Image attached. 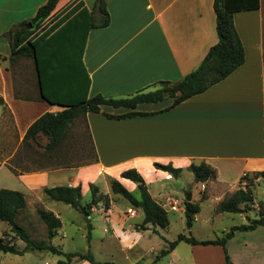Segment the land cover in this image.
<instances>
[{
  "label": "crops",
  "instance_id": "crops-1",
  "mask_svg": "<svg viewBox=\"0 0 264 264\" xmlns=\"http://www.w3.org/2000/svg\"><path fill=\"white\" fill-rule=\"evenodd\" d=\"M46 1L0 0V189L23 193L26 207L18 216H28L42 208L60 219L59 228L63 230L59 211L62 202L47 198L43 190L80 186L82 197L89 192L91 195L90 186L95 185L98 195L108 196L109 204L106 207L100 200L92 205L87 216L91 229L92 213L97 210L126 252L140 246L144 232L158 234L160 231L152 225L140 230L141 210L130 204L126 207V210H136L134 217L141 216L140 222H131L134 217L124 216L125 210L116 205L118 198L110 189L112 179L119 180L131 191L126 186L129 179L121 177L122 171L135 168L142 174L143 170H152L153 179L145 184L166 211L184 214V194L190 192V201L197 202L200 208L190 228L193 231L197 222L204 224L213 220L221 200L239 188L246 190L244 175L248 178L264 170V0H260L258 8L233 13L245 58L227 77L171 108H168L170 98L137 105L136 110L154 112L151 115L110 118L105 113L119 115L127 110L101 105L99 112L77 117L70 124L65 140L52 151L44 150L46 137L38 135L33 140L24 136L40 115L56 113L63 107L41 98L33 59L12 56L8 35L19 23L28 22ZM213 1L107 0L109 24L88 31L82 56L90 80L88 96L126 97L159 80L177 81L196 68L218 40ZM93 4L94 0H59L56 10L65 11L75 5L91 10ZM202 161L215 170V176L199 183L188 166ZM154 163L170 164L182 171L174 177L155 168ZM98 177L104 189L98 186ZM184 184L188 186L186 190ZM194 188L199 193L196 197ZM180 189L183 197L178 196ZM134 195L138 197V189ZM169 200L182 203L180 209L168 205ZM261 203L264 200L257 202L253 197L247 206L240 204L244 208L241 219L222 229L220 236L232 226L248 224L254 219L249 217V210L258 213L255 205ZM219 213L220 216L231 214ZM79 224L86 230L81 236L87 237L89 233L91 241V229L89 232L84 216ZM6 227L7 223L0 222V231ZM59 228L51 237L52 242L55 236L65 237V231ZM52 244L67 252L62 245ZM177 246L166 255L169 264L179 260ZM191 247L205 254L220 252V264H224L220 245ZM226 249L235 264H264V226L235 230L226 241ZM3 257L10 259L0 252V258ZM202 258L194 253L193 264H213Z\"/></svg>",
  "mask_w": 264,
  "mask_h": 264
},
{
  "label": "trees",
  "instance_id": "trees-1",
  "mask_svg": "<svg viewBox=\"0 0 264 264\" xmlns=\"http://www.w3.org/2000/svg\"><path fill=\"white\" fill-rule=\"evenodd\" d=\"M58 2L59 0H47L28 22L23 21L14 30L8 31L11 55L33 59L41 98L50 104L63 107L56 113H43L26 130L25 139L36 140L38 135L48 139L44 145L45 151H52L65 140L70 124L77 117L87 112H99L101 105L127 110L119 115L105 113L110 118L151 115L154 112L136 110L137 105L155 103L170 98L172 102L168 108H171L204 92L211 85L227 77L244 62L245 58L244 47L233 23V13L240 9L258 8L260 5V0H214L213 8L218 40L209 48L196 68L177 81L159 80L151 87L141 89L129 96L113 98L101 94L88 96L90 80L82 60L88 31L109 24L107 0H94L91 10L85 7L77 8V5L65 11L56 10ZM35 29H38L39 34L33 37ZM0 103H2L1 98ZM154 166L169 172L174 177H177L182 171V168H174L170 164L154 163ZM188 170L192 172L199 183H204L215 176V170L203 161L198 164L191 163ZM121 177L136 183L138 197L117 179L110 181L111 192L123 197L131 207L141 210L143 220L138 225L139 229L146 230L148 225L167 228L169 225L167 211L151 196L141 174L135 168H129L122 171ZM255 178L264 181V170L253 173L251 177L247 178L246 176V190L239 188L232 195L221 200L216 211L228 213L244 211L240 204L243 203L247 206L252 201L253 194L250 191V186L256 181ZM90 187L91 200L85 205H81L80 202V186H56L45 188L43 192L51 200L69 204L80 210L86 218L90 232L91 225L87 216L90 214L92 205L103 199L106 207L109 204L107 195L97 194V186L91 185ZM183 204L185 224L190 229L194 216L200 210L199 204L185 199H183ZM25 207L26 200L22 192L0 189V222L7 223L13 235L15 234L24 241V248L19 250L12 244L0 240V252L24 253L27 250H49L63 256L55 264H70L73 257L94 262L91 253L64 252L52 244L51 237L55 235L61 222L51 211L42 208L36 210L47 228V242L32 239L31 235L17 222L18 215L24 211ZM263 212L264 204L261 203L258 218L250 219L245 225L232 226L229 231L214 239L199 240L192 235L178 233L174 240L167 242L168 247L161 249L160 254L151 264L157 262L161 256L169 254L182 241L191 245H220L224 252V264H235L228 255L226 241L235 230H248L264 226ZM87 237L90 238L89 233Z\"/></svg>",
  "mask_w": 264,
  "mask_h": 264
},
{
  "label": "rangeland",
  "instance_id": "rangeland-1",
  "mask_svg": "<svg viewBox=\"0 0 264 264\" xmlns=\"http://www.w3.org/2000/svg\"><path fill=\"white\" fill-rule=\"evenodd\" d=\"M35 34L33 37L39 34L38 29L34 30ZM33 76H35L34 68H33ZM37 94V91H36ZM152 170H143L141 174L144 181H152ZM188 174V173H186ZM102 178V177H101ZM184 177L178 178L179 181H182ZM97 183L99 187L103 189L104 184L101 182L100 177L97 179ZM185 190L188 188L186 184ZM126 186L131 189V191L137 195L136 183L133 181L126 180ZM250 191L253 194V197L256 201L264 200V181L258 180L252 183L250 186ZM179 191V197H183V190ZM193 194L196 197L198 193V189H193ZM154 195H157L154 193ZM117 199L116 205L124 211V216L129 213L126 210V207L129 205L127 200L117 194H113ZM91 199L90 192L87 194H83L81 197V204H85L89 202ZM104 205L105 201L102 200ZM182 204V203H181ZM181 204L179 205L181 207ZM62 215L63 225L65 226L63 230L59 228L61 231H65V237L55 236L54 242L58 245H62L65 251L76 250L80 253H91L93 256L94 262H90L87 259H80L79 257H73L71 259L70 264H150L151 260L155 259L157 255L160 254V248H167L168 241H172L176 238L178 233H185L186 235H192L197 239H214L215 237L220 236V231L223 229H227L228 225L231 223L237 222L241 219L240 213H231L228 215L220 216V213L216 214L213 217L212 221H208L204 224H198V222L194 225L193 231L188 229L185 224V217L182 213H174L172 211H167L169 218V225L167 228L158 227L160 233L156 234V232H144L146 235L143 240H141V244L139 247H135L133 250L123 251L121 249L120 240H116L111 234L112 231L108 229V225L105 226L103 218L101 216V212L95 211L92 213L91 224L93 228L91 229L92 240L89 241V238L81 236L82 233H86V230L83 229L79 224V220L83 218V214L73 209V207H67L64 203H59ZM68 208L67 210H63V208ZM179 207V209H180ZM206 212L210 211V208L207 206L205 208ZM63 211V212H62ZM183 211V210H182ZM205 212V211H204ZM250 218H258L260 215L256 211L250 209L249 210ZM131 222H140L141 216H136L134 219L129 220ZM17 222L25 231H31L29 234L31 238L34 240H44L47 242L48 233L47 228L43 221L40 219L37 212L30 213L28 216H18ZM6 225V224H3ZM157 227V226H156ZM105 228V231H104ZM12 236L11 239H8L9 236ZM73 237V238H71ZM0 240H4L5 242L12 244L19 250L24 248V241H22L18 236L11 233L10 227L7 225L6 228H3L0 231ZM52 242V243H54ZM191 244L185 242H179L177 246V254L178 261L175 264H193L192 256L197 254L199 257H203V259H207L210 263L220 264V252L219 254L212 253H204L201 250L193 249ZM202 253V254H200ZM2 255H6L10 257L0 258V264H55V262L59 259H62L63 256L57 253H53L49 250H27L24 253H11V252H1ZM156 254V255H155ZM205 255V256H201ZM206 257V258H205ZM168 256H161L157 262L154 264H169ZM10 262V263H9Z\"/></svg>",
  "mask_w": 264,
  "mask_h": 264
},
{
  "label": "built area",
  "instance_id": "built-area-1",
  "mask_svg": "<svg viewBox=\"0 0 264 264\" xmlns=\"http://www.w3.org/2000/svg\"><path fill=\"white\" fill-rule=\"evenodd\" d=\"M244 177H246L245 175H244ZM243 185H246V179H244V181H243ZM202 186V188H204V185L202 184L201 185ZM181 203L180 202H178L177 200H169L168 201V205H170L171 207H173V208H176V207H180L179 205H180ZM255 209L258 211V213L260 212V204L259 205H255ZM127 212L129 213L128 214V216H130V217H134L135 215H136V210L135 209H132V208H128L127 209ZM263 216H264V212H263ZM13 234V233H12ZM12 238V236L10 235L9 237H8V239H11Z\"/></svg>",
  "mask_w": 264,
  "mask_h": 264
},
{
  "label": "water",
  "instance_id": "water-1",
  "mask_svg": "<svg viewBox=\"0 0 264 264\" xmlns=\"http://www.w3.org/2000/svg\"><path fill=\"white\" fill-rule=\"evenodd\" d=\"M195 181L197 182V179H196ZM184 199H185L186 201H190V200H191V193H190V192H186V193L184 194Z\"/></svg>",
  "mask_w": 264,
  "mask_h": 264
}]
</instances>
